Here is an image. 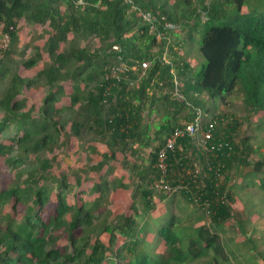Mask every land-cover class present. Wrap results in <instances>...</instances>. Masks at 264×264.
<instances>
[{"label": "trees", "instance_id": "trees-1", "mask_svg": "<svg viewBox=\"0 0 264 264\" xmlns=\"http://www.w3.org/2000/svg\"><path fill=\"white\" fill-rule=\"evenodd\" d=\"M180 1L183 7L175 12V7H164L166 1L158 5L145 0H0V25L10 40L6 48L0 46V138L7 133L14 142L10 149L0 142V156L15 172L14 183L0 189V264L229 261L222 232L233 218L239 217L243 232L247 225L236 208V187L255 186L254 173L264 172L261 143L253 145L251 137L239 133L249 112L264 117V13L244 15L237 26L217 24V20L231 21L220 13L219 0H199L200 11L189 8L190 0ZM223 1L234 3L238 13H244L247 0ZM157 8L160 22L143 18L141 10L154 15ZM194 16L206 28L201 44L206 63L196 72L180 53L183 45L176 41L169 44V54L175 58L171 56L169 63L163 60L165 37L172 38L178 31L165 29V22L188 25ZM27 22L34 23L39 33L26 39L21 50L26 38L22 39V24ZM160 34L164 37L158 40ZM114 44L120 49H113ZM28 46L36 50L33 55ZM119 55L129 66H139L143 60L152 63L141 77L139 67L128 69L118 79L112 70ZM173 68L181 97L173 95ZM32 69L36 71L25 74ZM40 87L45 93L34 115L35 106L27 107L28 97L21 95L23 90ZM233 93L242 98L235 105L237 116L210 105L217 99L228 103ZM197 113L204 126L217 122L215 140L227 145L214 154L199 149L189 136L180 138L174 154H169L165 176L177 190L155 188L154 182L162 176L157 160L166 137ZM154 114L160 121L151 123ZM68 131L106 146L101 158L85 169L92 173L90 180L75 175L80 168L76 162L70 169L56 168L53 153L66 146L63 136ZM117 164L131 169L136 177L128 204L132 213L115 214L111 207L113 192L124 186L122 180L112 184L98 173ZM196 165L200 171L195 175ZM247 167L251 169L245 173ZM23 169L28 170L24 179ZM234 169L236 175H232ZM94 175L100 176L96 180ZM258 183L264 191V178ZM156 190L162 199L172 196V205L183 199L202 210L203 217L192 225L195 233L187 240L174 232L175 212L158 230L148 228ZM82 191L91 197L80 198ZM102 232L109 235L106 240ZM246 238L247 245L255 243L251 235ZM162 242L165 248H160Z\"/></svg>", "mask_w": 264, "mask_h": 264}, {"label": "rangeland", "instance_id": "rangeland-1", "mask_svg": "<svg viewBox=\"0 0 264 264\" xmlns=\"http://www.w3.org/2000/svg\"><path fill=\"white\" fill-rule=\"evenodd\" d=\"M146 2L154 1L158 5L163 4L164 1L167 2L164 7H175L176 11L182 8V4L180 0H145ZM161 1V2H160ZM191 4L189 8H197L200 11V1L199 0H190ZM211 0H205V3H210ZM221 3L220 5V13H226L227 20L231 21H218L217 24L229 23L233 22L235 25H239L242 16H246L251 12H255L257 14L264 13V0H247L241 15L238 13V10L235 7L234 3H225L223 0H219ZM153 3V2H152ZM160 10L157 8V11ZM202 19H206V14L202 12ZM188 19H186L185 23ZM205 26V25H204ZM201 22L196 23V17L194 16L191 22L188 25H176L178 29L177 33L172 35L170 38L173 42L176 41L177 44L181 43L183 46L181 48L180 53L183 54L182 56L187 59L190 63V66L193 70L200 71L203 68V65L206 63V59L201 50V44L203 40V36L206 33V28L204 27ZM172 29L173 31L176 30ZM3 25H0V46L6 48L9 43V37L7 34L2 33ZM33 33L35 35L39 33V30L36 29L34 23L27 22L22 24V45L20 49L22 50L26 46V39L27 41L30 40ZM192 34L191 38H187ZM34 37V36H33ZM176 37V39H175ZM7 39V40H5ZM162 39V38H161ZM175 42V43H176ZM158 48V47H156ZM154 49V48H153ZM36 50L33 46H28V53L33 55ZM174 55L169 54V58ZM20 55L18 56V59ZM37 69V67H34ZM26 70L25 74L30 75L32 74L33 70ZM176 71V70H175ZM140 75H144L141 74ZM69 91L70 87L67 86ZM169 89L165 90L168 91ZM45 90L40 88H32L31 90H23L21 96L28 97L27 107L35 106V110L33 111L34 115H38L39 113V99L43 96ZM20 96V97H21ZM241 96L233 93L228 95L227 100L229 101L226 104H223L220 99H217L213 102H210L216 111L225 112L229 116H232L236 112L235 105L241 104ZM68 100V98H67ZM67 100L63 103H66ZM24 105H21L20 108H23ZM236 115V114H235ZM256 115V114H255ZM252 113H248L242 119L241 126L239 128V133L241 136H248L251 137V144L255 145L261 143L262 148L261 150L264 152V117L262 114H257L255 116ZM237 116V115H236ZM151 123L160 121V118L155 116H151L149 118ZM259 121V122H257ZM63 138L65 139L66 146L62 150H58L53 153L57 156L56 159V168L57 169H70L72 166H75L74 163L76 162V166L80 167L78 170H75V175L80 176L83 180H90L89 177L92 173L85 172V169L92 163L97 161L101 158V153L106 150V146L96 140H93L91 143L90 138L83 139L82 137H77L74 135L73 132L68 131V133H64ZM0 142L7 148H13L14 142L8 136L7 133H3L0 138ZM149 149H146V153H148ZM53 154H48L49 157H52ZM144 161L148 164V159L146 154L143 155ZM131 160H134V157H130ZM137 160L138 154L135 156ZM254 159L258 158V154H255L253 157ZM123 159V158H122ZM140 161V160H139ZM26 169V168H25ZM24 170L22 179L28 176V170ZM251 169L250 167L244 168V172H249L248 170ZM236 170L234 169L232 175H236ZM78 171V172H76ZM102 175H105L109 178L112 184L115 182L122 180L124 186L122 188H118L113 192L114 197L111 198V207L114 208V213H120L127 211L128 213H132V210L128 207V204L131 201V197L133 194L134 189V180L136 177L133 175L131 169L128 167L117 164L114 167H105L104 170L98 172ZM100 175H94V179L97 180ZM251 177V176H250ZM250 177L248 179H250ZM264 178V172H255L253 179L255 186H251L249 188H241V184L236 187V191L238 194L236 208L238 211H241V221H243L246 225V231L243 232L240 228L241 225L238 222L239 217L231 219L226 224L225 232H222L223 238V245L224 251L229 256V261L221 259L222 264H258L264 262V191L259 187L258 181L260 178ZM252 178V177H251ZM15 180V172L8 169L7 164L5 163V156H0V189H4L6 187L11 186ZM138 180V178H137ZM247 181V180H246ZM249 181V180H248ZM245 182V181H244ZM85 186V185H83ZM83 186L79 187V190L83 188ZM157 192L153 196V201L156 204L155 211H149L150 215H143L144 218H148L151 221V225L148 226L152 232L154 230H158L160 226L166 225L169 222V218L172 217V212H175L177 215L176 218V225L173 227L174 232L180 236H182L185 240L189 238L192 234L195 233L192 225L197 222L198 220L203 217V212L197 206L186 202L185 200L181 199V201H177L176 204H171L170 199L172 196H168L166 199H162L160 196V191L156 190ZM80 198L84 200H88L90 198V194L86 193L85 191L80 192ZM180 199V196H177ZM168 203V204H167ZM104 207V206H103ZM24 207H20L19 211L22 213ZM51 210V208L49 209ZM103 208L100 209L102 211ZM48 214L46 213V216ZM142 216V217H143ZM139 224H142V218H138ZM110 223H114L111 221ZM141 226V225H140ZM78 233L80 232L77 231ZM251 235L255 243H250L247 245V238L246 236ZM102 239L106 240L109 235L106 232L100 233ZM63 242V240H62ZM141 247L144 246L143 244L140 245ZM149 247H152L153 244L149 243ZM166 242H162L160 248H165ZM159 248V247H158ZM155 251V249H151ZM65 251V250H64ZM126 259V258H125ZM200 262V263H199ZM189 264H209L208 259H198Z\"/></svg>", "mask_w": 264, "mask_h": 264}, {"label": "built area", "instance_id": "built-area-1", "mask_svg": "<svg viewBox=\"0 0 264 264\" xmlns=\"http://www.w3.org/2000/svg\"><path fill=\"white\" fill-rule=\"evenodd\" d=\"M143 17L146 20L153 21L154 19L158 20L157 15H152V13L147 12L143 14ZM159 22V21H158ZM169 24H166L165 27H169ZM152 29H155V23H153ZM161 36V34H160ZM159 36V37H160ZM8 37V35H7ZM7 40V39H5ZM113 49L119 50L120 45L119 44H114ZM119 62L117 65L113 67V76L116 78L122 77V73L127 71L128 69H138L141 67L142 72L141 74H145L146 70L151 66L152 61L148 60H143L140 62L139 66L133 65L129 66L126 62L123 61V57L119 55ZM163 60L166 62H170L171 60L167 57V53L165 52L163 54ZM171 72L175 75L174 76V91L173 95L181 97V93L179 90V85L180 82L178 81V76H177V71H175V68L171 70ZM140 75V74H139ZM143 75H140V77ZM163 84V82L161 83ZM216 121H209L208 125H205L202 123V118H201V113H197L193 119L190 121H187L184 123L182 126H178L174 128V130L168 134L166 137L163 147L160 148L159 150V155H158V161H157V166L160 168V171L162 172V176L154 182V187L159 189V190H165V191H171L174 192L177 190V187H173L172 185L169 184V182L165 179L166 173L168 171V157L169 154L172 153L174 154L178 140L182 137L189 136L191 137L195 143L197 144L199 149H202V151H207V152H212V153H217L216 150H222L225 145H227L226 142L224 141H216L215 140V130H216ZM200 169L198 165H196V170H195V175L199 173Z\"/></svg>", "mask_w": 264, "mask_h": 264}, {"label": "clouds", "instance_id": "clouds-1", "mask_svg": "<svg viewBox=\"0 0 264 264\" xmlns=\"http://www.w3.org/2000/svg\"><path fill=\"white\" fill-rule=\"evenodd\" d=\"M141 9V8H140ZM142 11H144V10H141V14H144V13H147V12H142ZM151 13V12H150ZM154 13V12H153ZM155 15H157V17H158V21L160 22V18H161V16H160V13L157 11V13H154ZM144 18V17H143ZM162 18H164V17H162ZM166 24H169L170 26L169 27H165V29H170V28H175L176 27V24L175 23H170V22H165V25ZM164 36H163V34L159 37V39L158 40H161V38H163ZM166 39H167V45H166V47H165V51H164V53L166 52L167 53V57L169 58V44H171V43H173V41L168 37H165ZM173 45H175V42L173 43ZM180 45H182L181 43L180 44H178V46H180ZM178 46L176 47V49L178 48ZM163 53V54H164ZM170 59V58H169ZM176 69V68H175ZM176 151V150H175ZM158 161V160H157Z\"/></svg>", "mask_w": 264, "mask_h": 264}]
</instances>
